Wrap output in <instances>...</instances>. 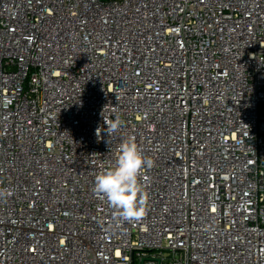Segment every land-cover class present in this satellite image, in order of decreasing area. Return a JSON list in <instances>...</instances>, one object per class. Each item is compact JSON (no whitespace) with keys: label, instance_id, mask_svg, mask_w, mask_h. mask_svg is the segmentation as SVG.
Listing matches in <instances>:
<instances>
[{"label":"built area","instance_id":"built-area-1","mask_svg":"<svg viewBox=\"0 0 264 264\" xmlns=\"http://www.w3.org/2000/svg\"><path fill=\"white\" fill-rule=\"evenodd\" d=\"M0 192V264H264V0H0Z\"/></svg>","mask_w":264,"mask_h":264},{"label":"clouds","instance_id":"clouds-1","mask_svg":"<svg viewBox=\"0 0 264 264\" xmlns=\"http://www.w3.org/2000/svg\"><path fill=\"white\" fill-rule=\"evenodd\" d=\"M105 123L109 135L116 133L122 124L119 117ZM117 151L114 163L95 176L93 190L116 211L119 219L135 221L147 210L141 177L143 169L151 167L153 161L141 152L134 136L124 139ZM2 195L5 193L0 192Z\"/></svg>","mask_w":264,"mask_h":264}]
</instances>
